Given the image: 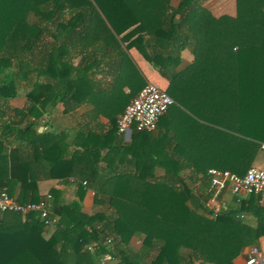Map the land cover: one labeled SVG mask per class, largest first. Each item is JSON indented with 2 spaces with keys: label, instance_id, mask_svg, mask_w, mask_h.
<instances>
[{
  "label": "trees",
  "instance_id": "obj_1",
  "mask_svg": "<svg viewBox=\"0 0 264 264\" xmlns=\"http://www.w3.org/2000/svg\"><path fill=\"white\" fill-rule=\"evenodd\" d=\"M206 1L0 0V190L14 179L73 178L77 194L90 188L100 207L86 213L78 200L66 202L52 190V225L33 212L10 213L14 221L7 225L0 213V264H234L264 238V204L260 214L244 199L215 209L193 188L207 187L212 144L230 133L201 132L202 147L188 151L177 142L170 155L178 165L169 159L155 176L150 165L133 175L114 169L94 175L101 157L89 127L73 133L84 136L82 149L73 150L67 131L36 130L60 103L72 119L77 106H92L88 115H109L116 129L117 113L146 83L116 35L137 20L145 32L135 47L168 80L161 89L174 100L170 107L204 120L236 118L242 159L215 168L244 174L264 144V0H235L233 15H215ZM184 50L193 57L186 65ZM124 85L129 93L113 96ZM22 87L24 105H11ZM103 97L108 103L98 105ZM41 158L51 162L46 172ZM21 188L19 202L46 196Z\"/></svg>",
  "mask_w": 264,
  "mask_h": 264
},
{
  "label": "crops",
  "instance_id": "obj_2",
  "mask_svg": "<svg viewBox=\"0 0 264 264\" xmlns=\"http://www.w3.org/2000/svg\"><path fill=\"white\" fill-rule=\"evenodd\" d=\"M143 32H145L143 25L137 20H134L120 28L116 32V35L129 58L143 75L146 83L152 82L160 88L165 89L169 83L168 80L161 77L158 71L144 59L142 54L135 47L136 38ZM181 58L182 65L190 63L193 59L188 50L182 51ZM95 76L97 77V75ZM122 93L123 95L128 94L129 87L124 85L121 91L119 90L118 93H114L113 96H118L121 100ZM105 102H107L106 97H103L102 100L99 99L98 105ZM11 103L13 106L22 107L25 103L24 93L20 91L18 95L11 100ZM102 107L104 111L109 113V107L105 108L103 105ZM124 108H121L117 113L116 119ZM76 110L77 114L74 119H72L70 114L64 112V105L60 103L51 109V112L42 120V122L45 121V123L43 125H38L36 130L37 132L45 130L51 131L53 128L57 131H67L66 141L68 142L69 149L73 150L74 148L82 149L81 144L84 142L83 135L73 138V133H79L84 126L93 129L98 135L91 137V143L94 146L98 144L99 156L101 157L98 163V172L94 175L104 173L105 171L109 172L113 169L117 172L133 175L149 165L155 176L163 175L165 171L164 165L169 163V159H174L175 166L179 163L177 159L178 156L174 154L173 157H171L170 155L175 152L174 147L177 142L180 143L182 149L187 151L193 148L199 149V147L201 148L204 144L203 141H201L202 133L209 134L213 132L212 128L220 129L222 132L228 134L230 133L231 136L225 139L223 143L216 142L212 144V147L214 145L213 150L216 152H214V155H209L208 162L211 163V167L224 166L229 169L237 164L238 159H242L241 150L244 137L232 130L233 127H235L236 118H231L229 117L230 115L228 117L227 115H225V117H223V115H207L209 120H204L192 114L182 106H172L167 110L165 115L159 119L157 127L154 130L150 132H140L131 128L125 133H118L116 129H113V123L109 115L101 114L91 117L87 112H94L95 108L89 105L77 106ZM212 119L214 121H212ZM228 149L230 153H228ZM205 157L207 156L205 155ZM39 162L44 171H48L51 162L43 158H41ZM251 165L258 166L264 170V144L257 149V153L250 166ZM40 172L41 171H39V174H41ZM184 172L187 174L189 170L186 169ZM76 183V180L73 178H52L50 175L45 177L40 175L38 178L27 180V182L23 184H21L19 180L14 179L8 191L14 197H17L22 194L21 187H25L29 190L35 189L39 196H43L52 190H57L62 193V198L66 202L78 200L81 203L82 210L86 213L92 214L99 211L100 207L94 201L93 191L87 188L82 195H78ZM193 188L201 195L204 201L210 206L213 205L215 209H219L222 206L237 205L240 199H244L247 208L254 209V212L256 210V213L260 214V209L262 207L260 205L264 204V199L258 198L256 195H235L230 189H224L221 196H218L220 191L218 192V190H216V186L212 184L211 181H209L207 187L197 183ZM209 191H211L212 194H209ZM1 221L4 224L10 225L14 221V215L10 213H1ZM52 224L53 223L50 225ZM263 243L264 238L262 237L260 238L259 245ZM246 250L247 248L244 249L242 254L235 258L234 264H244Z\"/></svg>",
  "mask_w": 264,
  "mask_h": 264
},
{
  "label": "built area",
  "instance_id": "obj_3",
  "mask_svg": "<svg viewBox=\"0 0 264 264\" xmlns=\"http://www.w3.org/2000/svg\"><path fill=\"white\" fill-rule=\"evenodd\" d=\"M172 97L159 86L147 82L125 106L116 120L118 133H125L131 128L136 131H152L169 107L173 104ZM211 182L220 191L230 189L233 194H253L264 199V170L251 165L244 174L239 175L227 169L211 167L207 170ZM50 193L37 202H19L7 190H0V213H14L25 216L28 213H37L45 225L53 223L55 219L49 217ZM105 243H111L107 238ZM95 243L91 244V248ZM244 264H264V243L247 247Z\"/></svg>",
  "mask_w": 264,
  "mask_h": 264
},
{
  "label": "rangeland",
  "instance_id": "obj_4",
  "mask_svg": "<svg viewBox=\"0 0 264 264\" xmlns=\"http://www.w3.org/2000/svg\"><path fill=\"white\" fill-rule=\"evenodd\" d=\"M215 15L230 14L233 15L235 12V0H207L205 3ZM20 91H25L24 88H20ZM19 91V92H20ZM10 104L13 105L10 101ZM138 240H133L132 245L137 244ZM108 257V256H107Z\"/></svg>",
  "mask_w": 264,
  "mask_h": 264
}]
</instances>
